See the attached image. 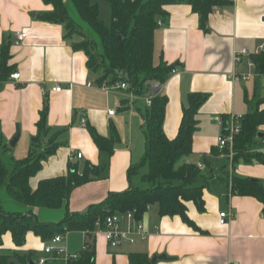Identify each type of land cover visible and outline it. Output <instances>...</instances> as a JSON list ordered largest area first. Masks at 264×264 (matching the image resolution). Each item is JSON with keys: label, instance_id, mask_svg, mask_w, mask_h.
<instances>
[{"label": "crops", "instance_id": "crops-1", "mask_svg": "<svg viewBox=\"0 0 264 264\" xmlns=\"http://www.w3.org/2000/svg\"><path fill=\"white\" fill-rule=\"evenodd\" d=\"M51 9L43 0H0V60L6 51L7 64L20 74L17 80L8 78L0 88V152L7 164L26 157L47 100V125L51 132L63 131L57 138L59 146L29 178V186L34 189L42 179L65 175L69 163L81 169L89 162L98 167L99 178L73 189L68 203L70 211L85 212L89 205L102 203L110 192L133 184L127 170L144 152L139 112L144 101L128 102L125 107L121 100L126 90H103L97 80L100 75L95 76L87 66L85 51L72 47L64 26L41 18ZM163 9L167 15L156 18L158 26L153 32V62L176 69L161 89L167 97L163 131L169 139L177 134L188 94H207L196 114L192 151L180 161L195 163L203 172L198 182L204 185V209L187 203V215L199 230L180 216H160L158 205L151 204L140 218L141 230L136 229L135 219L122 216L119 220L120 231H134L133 242L110 247L95 226L91 238L83 231L66 232L59 246L79 253L83 240L91 241L95 264H128L131 253H145L149 258L165 255L166 259L155 264H264L263 204L231 189L234 176L257 179L264 185V162L233 158L234 154L230 157L227 147L217 146V138L227 127L240 126L243 115L264 109V71L249 65L264 44V0H234L214 6L206 31L189 4L171 3ZM19 32L26 37L16 44ZM243 48L249 54L235 60V53ZM231 74L239 77L233 79ZM108 82L107 78L101 83ZM54 85H60V91H52ZM112 109L114 114L109 115ZM81 118L101 136H109L114 129L111 153L99 151L88 127L80 125ZM258 131L264 132V124ZM15 136V145L10 146ZM255 147L264 151L263 141ZM77 152L82 154L80 158L75 157ZM221 211L232 213L223 225L219 223ZM35 212L39 216L42 210ZM43 242L28 232L23 245L15 246L6 233L1 247L33 252L36 259L42 254Z\"/></svg>", "mask_w": 264, "mask_h": 264}, {"label": "trees", "instance_id": "trees-1", "mask_svg": "<svg viewBox=\"0 0 264 264\" xmlns=\"http://www.w3.org/2000/svg\"><path fill=\"white\" fill-rule=\"evenodd\" d=\"M80 19L97 35L96 40L86 36L78 24L70 17L64 0H43L52 9L41 15L47 22L60 23L64 26L65 37L71 40L72 47L83 49L87 55V66L92 72L102 70L98 82L109 79L108 83L126 82V91L141 95L151 81L165 83L171 65L153 62V32L158 26L157 17L164 18L167 12L163 6L171 3H187L197 13L199 26L208 30L207 20L212 8L228 0H104L110 6L111 22L106 25L99 17V6L91 0H70ZM73 34L80 35V40L73 39ZM97 47L100 51H97ZM254 64L264 71V51L255 55ZM13 72L7 64L6 51L0 60V88ZM207 94L192 92L188 94V104L183 107L182 118L174 138L169 139L163 131L167 97L161 92L153 96L150 106H144L139 112L143 118L145 147L138 163H133L127 170L131 181L137 176L140 166L146 171L140 176L144 185L129 184L119 192H110L102 203L91 204L85 212L69 210V196L73 189L99 178L97 166L85 162L80 169L78 164H68L65 175L42 179L36 188L31 189L29 178L41 167L42 161L52 155L60 142L58 135L63 129L51 132L46 123L48 101L45 100L36 122V134L31 138V149L25 158L7 164L0 152V191L5 190L17 210H5L0 204V264H36L33 252L20 253L14 249L3 248V236L9 233L15 246L23 245L25 236L32 232L42 241L55 234L68 231H83L89 238L95 228L96 220H103L107 215L136 210L135 217L140 219L151 204H157L160 216H180L181 219L197 229L187 215V203H194L199 210L204 209L203 184L198 181L203 177L200 166L195 163H180L182 157L192 151L193 134L198 128L196 114ZM122 105L127 107V97L122 98ZM264 124V109H255L242 116L240 130L233 137L234 156H243L264 162V151H247L264 140L257 137L258 126ZM87 126V124H86ZM91 138L99 151L111 153L115 141L112 128L109 136L99 135L87 126ZM225 131V130H224ZM231 189L240 195L254 196L263 204L264 185L257 179L232 178ZM107 206L108 210H104ZM63 208L59 221H42L35 209ZM89 248L80 250L78 257L68 264H95L93 243L87 241ZM51 264H61L54 261ZM128 264H151L145 253L129 254Z\"/></svg>", "mask_w": 264, "mask_h": 264}, {"label": "built area", "instance_id": "built-area-1", "mask_svg": "<svg viewBox=\"0 0 264 264\" xmlns=\"http://www.w3.org/2000/svg\"><path fill=\"white\" fill-rule=\"evenodd\" d=\"M230 2L234 0H228ZM26 37L25 32H19L17 33L15 37L14 43L18 44L20 43L24 38ZM264 50V44H261L257 50L255 51V54H259ZM249 51L247 48H243L241 51L235 53V60H239L242 55H248ZM250 66H253V62H249ZM176 72L175 68H172L170 71V74H174ZM20 74L17 71L12 72L9 75V79L17 80L19 78ZM239 76L235 74H231V78L237 79ZM248 76H244L243 78H247ZM88 85H90L88 83ZM164 83H160L157 81H151L147 84V87L144 89V92L141 95H137L131 91L126 93V97L128 99V102L134 103L137 100H143L144 106H150L153 96L161 92V89L163 87ZM126 82H118V83H101L100 87L105 91H113V90H126L127 88ZM61 86L60 85H54L51 87L52 91H60ZM109 115L114 114V110L108 111ZM80 125L83 127H86V121L84 118H81ZM240 130V126H229L223 131L221 135L217 138V146L219 149H224L225 147L229 150V156L232 157L233 153V137L236 135ZM264 145V140H263ZM82 154L80 152H77L75 154L76 158H80ZM136 210H127L124 212H117L110 215H107L103 220H96L95 226L98 227L104 235L105 240L107 241L108 245L110 247H116L118 246L122 241H128L133 242L134 241V231L133 230H127V231H120L118 227L119 220L122 216L128 218L129 220H134L135 227L137 230L142 229V223L140 222V219H137L135 217ZM232 217V213L230 211H221L219 212V223L225 224L230 218ZM135 229V230H136ZM85 233V232H84ZM86 234V233H85ZM64 234H55L53 237H51L49 240V244L44 243L42 245V254L37 256L35 261L36 264H51L54 261H59L61 264H68V262L72 259H75L78 257V253H69L66 251L65 248L60 247L59 243L62 241ZM89 248V245L86 240H83L81 250H86ZM236 264V263H234Z\"/></svg>", "mask_w": 264, "mask_h": 264}, {"label": "rangeland", "instance_id": "rangeland-1", "mask_svg": "<svg viewBox=\"0 0 264 264\" xmlns=\"http://www.w3.org/2000/svg\"><path fill=\"white\" fill-rule=\"evenodd\" d=\"M93 3H97L99 6V17L100 19H102L104 21V23L106 25H109L111 22V12H110V6L109 4L104 1V0H91ZM64 3L68 9L69 15L70 17L78 24V26L81 28L82 32L88 36L89 38H92L94 40L98 39L97 35L90 29V27L85 24L84 21H82L75 9V7L73 6V4L71 3L70 0H64ZM73 39H76L77 41L80 40L81 36L80 35H76L73 34L72 36ZM97 51H100V48L97 47ZM102 72L101 69L98 70L97 73H93L95 74V76L100 75V73ZM233 153H235L234 148L232 149ZM247 151H254L256 150L255 146H252L251 148H246ZM140 161V159L136 162L138 163ZM181 161V160H180ZM179 161V162H180ZM146 171V167L145 166H140L138 169V173L137 176H133V184L134 185H144L143 182L140 181V176ZM12 203H16V202H12V200L8 197V195L6 194L5 190H1L0 191V204L1 206L5 209V210H17L15 209ZM42 212L41 214L38 216V218L42 221H50V222H56L59 221L62 216H63V208H59V209H47V208H41ZM49 244V240H45L43 242V244Z\"/></svg>", "mask_w": 264, "mask_h": 264}, {"label": "water", "instance_id": "water-1", "mask_svg": "<svg viewBox=\"0 0 264 264\" xmlns=\"http://www.w3.org/2000/svg\"><path fill=\"white\" fill-rule=\"evenodd\" d=\"M257 137H263L264 136V132L262 131H258L257 134H256ZM17 140V137H13L10 142H9V145L10 146H14L15 145V142ZM104 210H108V207L105 206L104 207ZM161 259H166L165 255H153L151 258H150V263L151 264H155L158 260H161ZM29 264H34V261L30 260V263Z\"/></svg>", "mask_w": 264, "mask_h": 264}]
</instances>
